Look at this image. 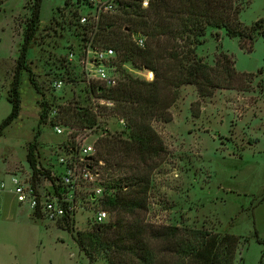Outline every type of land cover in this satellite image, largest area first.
I'll use <instances>...</instances> for the list:
<instances>
[{"label": "rangeland", "instance_id": "rangeland-1", "mask_svg": "<svg viewBox=\"0 0 264 264\" xmlns=\"http://www.w3.org/2000/svg\"><path fill=\"white\" fill-rule=\"evenodd\" d=\"M241 1L244 25L249 27L264 17V0ZM89 2L43 0L39 28L27 57L40 91L30 82L29 72L23 71L20 115L0 137V185L5 183L0 187V264H110L102 251L90 262L75 239L79 231L113 222L119 214L156 225L235 234L240 242L234 264H264V242L256 236L264 240V35L256 34L249 52L240 48L238 37L209 27L196 52L211 66L216 65L220 52L233 55L239 73L231 78L234 87L205 94L196 84H169L162 92V103L174 98L168 108L171 119L151 121L162 142L160 153L143 158L136 151L127 154L123 150L126 154L119 165H110L97 161L102 142L107 138L131 140L133 126L117 111L115 100L102 96L100 85L114 86L90 77L83 60L91 55L90 46L113 48L116 56L108 64L116 69L118 82L128 75L143 80L138 75L143 66L123 61L116 48L88 39L86 25L97 26L101 17H94L100 9ZM115 2L116 11L108 14L118 13ZM32 3L3 0L0 7V123L11 112L8 94ZM83 15L89 22L81 21ZM58 80L63 81L59 88L55 86ZM43 105L47 116L40 123ZM78 106L90 110L97 123L83 126L74 118L66 121L67 116L62 117L67 108ZM56 125L63 128L61 134H56ZM79 137L96 147L88 164L97 178L81 190L82 207L67 230L63 220H49L34 212L36 218L29 206L20 204L12 178L17 175L21 181H31L27 153L36 138L41 169L38 183L45 192L61 169L57 158ZM120 192L145 199L147 209L134 214L108 210L105 199ZM100 209L110 212L102 222L93 218ZM219 259L230 264L225 245Z\"/></svg>", "mask_w": 264, "mask_h": 264}, {"label": "trees", "instance_id": "trees-1", "mask_svg": "<svg viewBox=\"0 0 264 264\" xmlns=\"http://www.w3.org/2000/svg\"><path fill=\"white\" fill-rule=\"evenodd\" d=\"M117 1L118 13L102 14L97 26L86 25L85 33L89 35L88 39L116 48L123 61L130 60L139 67L152 69L155 79L149 82L128 75L126 80H120L114 87L99 86L103 88L102 96L115 100L118 103L117 111L127 116L133 126L131 140L107 138L101 141L103 149L99 150L97 161L104 160L110 165H119L121 157L131 151H136L143 158L160 153L162 142L151 121L171 119L168 108L174 98L162 103V92L169 84L175 83L177 87L184 83L196 84L205 94H212L215 88L234 87L231 78L239 76V73L235 70L233 55L220 52L216 65L211 66L196 52L209 27L224 29L228 36L238 37L240 48L249 52L253 50L256 34L264 35V17L249 27L240 20L244 9L241 0H150L148 7H143L142 0ZM42 3L43 0H33L30 8L31 15L8 94L12 108L0 123V137L20 115L23 71L29 72L30 82L40 91L27 65V57L39 28ZM2 4L3 0H0V7ZM136 31H143L147 35L145 48L133 40L131 34ZM246 40L249 41L248 45ZM223 73H227V76L223 77ZM65 115L66 121L74 118L83 126L97 123L96 116L84 107L67 108L62 117ZM46 116L43 105L40 123L44 122ZM35 136L38 137V134ZM37 149L38 141L35 138L28 145L27 153L34 186L41 174ZM123 150L127 152L122 154ZM46 174L50 177V170ZM105 204L108 210L129 214H134L137 209H147L145 199L122 192L108 196ZM64 228L70 230L67 221ZM256 236L259 242H264L257 233ZM75 240L90 262L95 260L97 251H102L110 264H222L219 259L222 245L228 250L229 263L234 264L240 242L235 234L220 235L177 225H156L145 218H127L120 214L113 222L99 224L91 231H79Z\"/></svg>", "mask_w": 264, "mask_h": 264}, {"label": "built area", "instance_id": "built-area-1", "mask_svg": "<svg viewBox=\"0 0 264 264\" xmlns=\"http://www.w3.org/2000/svg\"><path fill=\"white\" fill-rule=\"evenodd\" d=\"M149 2L150 0H142L143 7H148ZM89 3L97 5L96 7L100 9L99 14H94V17L97 18L102 13H112L117 9L115 0H90ZM89 20L90 18L87 15L82 16L81 21L83 23H87ZM133 40L141 48H145L147 45V35L143 31L134 32ZM88 54L91 55L83 60L84 71L86 70L90 77L97 79L102 84L115 86L118 83L116 69L114 70L112 64H108L116 56L115 50L113 48L101 49L90 46ZM138 75L149 82L155 79V72L145 66L139 68ZM62 84V80L55 82V86L58 88ZM54 130L56 134L63 132L60 125H56ZM74 142L64 147V156L60 155L61 157L57 158V163L61 166V169L59 174L52 176L53 185L45 192L40 189L38 181L34 186L32 179L30 181L28 178L29 182H27L25 179L21 181L17 175L13 176L14 192L20 204L29 206L33 212L42 214L49 220L74 222L77 211L82 207L81 190L97 178V174L88 164L91 155L96 152V147L94 144H88L85 138H76ZM109 214V211L100 209L93 218L98 222H102Z\"/></svg>", "mask_w": 264, "mask_h": 264}, {"label": "crops", "instance_id": "crops-1", "mask_svg": "<svg viewBox=\"0 0 264 264\" xmlns=\"http://www.w3.org/2000/svg\"><path fill=\"white\" fill-rule=\"evenodd\" d=\"M2 185H3V187H2ZM0 187H1V189L4 188V187H5V183H4V182L1 183ZM30 210H31V213L34 215V217L38 218L37 215L34 214V212L32 211V209H30ZM0 216H1V215H0Z\"/></svg>", "mask_w": 264, "mask_h": 264}]
</instances>
